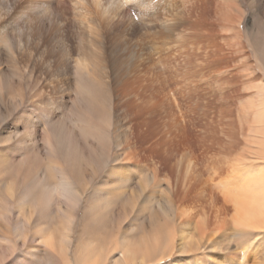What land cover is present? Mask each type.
I'll return each instance as SVG.
<instances>
[{
    "label": "bare ground",
    "instance_id": "1",
    "mask_svg": "<svg viewBox=\"0 0 264 264\" xmlns=\"http://www.w3.org/2000/svg\"><path fill=\"white\" fill-rule=\"evenodd\" d=\"M238 4L0 0V62L45 76L33 118L0 82V125L22 128L0 148V264H264V30L245 41ZM230 97L244 143L226 151ZM160 171L176 179L156 198Z\"/></svg>",
    "mask_w": 264,
    "mask_h": 264
},
{
    "label": "rangeland",
    "instance_id": "2",
    "mask_svg": "<svg viewBox=\"0 0 264 264\" xmlns=\"http://www.w3.org/2000/svg\"><path fill=\"white\" fill-rule=\"evenodd\" d=\"M236 3L241 7V11L243 12V18L242 23L240 25V32H242L243 39L247 41L248 39L252 44H256L259 38H261V35L257 31V29L264 30V20L261 18L260 14L253 13L249 11L248 7V0H235ZM263 5H264V0ZM253 16V17H252ZM253 20H252V19ZM251 21V22H250ZM253 24L258 25L254 26ZM254 26V27H253ZM255 30V32H254ZM246 34V35H245ZM249 35V36H248ZM246 43V42H245ZM0 62V68L2 69V74H0V82L1 84L7 83L8 85L11 83L12 88L10 90L11 95L14 96L15 99V108L17 115H29L31 113L32 118L39 115L38 110L34 109L33 101L37 99L38 94V82H42L44 79V75L40 74V80H37L36 78H28L26 77L25 73L23 72V66L21 63L16 62V64L6 62V59L2 58ZM13 64V65H12ZM21 64V65H20ZM15 65V66H14ZM15 73H14V72ZM13 72V73H12ZM8 79V80H7ZM239 101L236 98L230 97L229 106L226 107V109L223 110V112L215 113L214 116V124L212 128V135H213V141L215 144L221 146L224 150L228 151V149H232L234 146H241V144L244 143L243 137L241 135L242 133V126H245L242 117L240 116L241 113H238V106ZM243 101V100H242ZM219 104H221L219 102ZM222 104H224L222 102ZM0 104V114L1 115H7V110L5 106ZM9 119L13 117L10 113L8 114ZM240 118V119H239ZM9 119L6 121L4 120L0 125V148L3 149L4 153L8 152L7 147H13V139L11 137L13 134L16 133V131L20 132L19 135H22V128L21 126H18V130H14L13 127H9V124L14 122L9 121ZM114 124L111 128V142L112 145L115 146L116 141H120L119 137H121V129H119L116 126L117 122V115L113 116ZM205 121H203L204 123ZM116 126V127H115ZM221 126V127H220ZM40 128V127H39ZM118 128V130H117ZM205 128V126H204ZM202 128L201 135L203 136L205 133V129ZM222 130V131H221ZM210 131V130H209ZM221 131V133H219ZM36 139H37V151H39V156L42 162L47 160V148L44 142V136L41 132V130L37 131ZM247 130L245 128L244 133L246 134ZM225 137V138H224ZM111 152L113 154L114 150L111 149ZM18 153V152H17ZM16 153V154H17ZM15 154V155H16ZM146 174V173H145ZM149 178L153 177V172L150 171L146 174ZM160 177V178H159ZM164 178V179H163ZM160 179V180H159ZM163 179V180H162ZM175 175L172 172H163L160 171L157 173V180L156 182H152L150 187L147 188V193H151L152 196L159 198L166 194L168 190V185L166 184L167 181H170V183H173L175 181ZM162 181V182H161ZM156 183V184H155ZM156 185V186H155ZM221 202L219 201L217 203V207H221ZM231 211L229 215L231 216ZM82 215V212L77 213V218L79 219ZM79 228L77 227L72 235H73V243L76 242V239L79 234ZM230 257L234 256V248L231 245L230 240ZM172 261L171 259H166L167 263H170Z\"/></svg>",
    "mask_w": 264,
    "mask_h": 264
}]
</instances>
